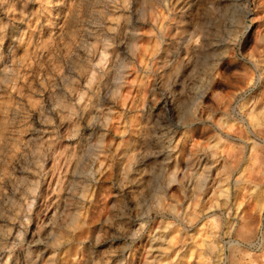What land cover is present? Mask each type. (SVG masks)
<instances>
[{
    "label": "clouds",
    "instance_id": "1",
    "mask_svg": "<svg viewBox=\"0 0 264 264\" xmlns=\"http://www.w3.org/2000/svg\"><path fill=\"white\" fill-rule=\"evenodd\" d=\"M0 264H264V0H0Z\"/></svg>",
    "mask_w": 264,
    "mask_h": 264
}]
</instances>
